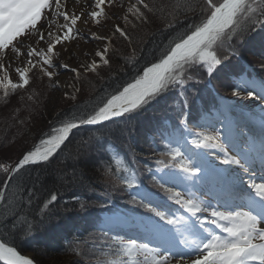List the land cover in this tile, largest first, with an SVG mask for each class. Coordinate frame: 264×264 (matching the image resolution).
Returning <instances> with one entry per match:
<instances>
[{
	"label": "snow or ice",
	"instance_id": "obj_1",
	"mask_svg": "<svg viewBox=\"0 0 264 264\" xmlns=\"http://www.w3.org/2000/svg\"><path fill=\"white\" fill-rule=\"evenodd\" d=\"M109 9H116L111 12L113 17L125 22L133 17L141 24H147L148 14L154 13V5L146 0H130L127 5H117L116 0H88L86 6L80 5L78 9L71 8L69 0H0L3 97L8 98L10 90L11 93L26 90L36 75L54 81L59 88L56 69L68 70L79 78L78 68L61 63L60 58L68 49L67 42L81 36L78 25L103 26L101 18L104 22L109 20ZM180 15L185 21L192 17L200 19L198 23H187L162 57L144 67L122 90L118 89L106 102L100 101L91 108L86 106L72 121L54 129L56 135L41 140V145L46 147L25 150L14 167L4 168L8 176L0 180V202L10 207L20 199L15 193L9 199L12 182L25 166L49 161L71 130L82 124L102 125L113 117L141 110L173 87L179 86L183 93L185 82L194 79L198 70L206 71L210 78L214 76L224 60L239 55L233 48L235 40L255 31L258 24L264 25V0H177L166 27L175 30L180 25L177 19ZM113 37L131 40L119 24L112 26L111 36L91 32V39L95 40ZM218 49H223L226 55L221 57ZM109 52L105 45L93 53L90 63L80 67L84 72L99 74L101 64L111 67ZM70 87L76 93L81 91L75 84ZM232 88L234 97L246 95L264 101V79L240 74ZM65 96L77 100L74 94L65 92L61 98ZM187 107L185 98L179 125L162 137L166 143L161 151L157 153L153 149L159 158L155 160L157 167L152 172V182L159 192L145 187L134 174L131 178L123 175L119 167L111 176L104 173L107 182L114 178L133 189V200L139 196L140 207L148 214L142 218V224L149 242L138 244L134 239H114L115 259L108 264H130L133 256L137 259L132 264H264V181L257 183L252 171L257 159L264 166V139L257 147L245 138L243 128L234 131L229 124H225L223 138L214 124H209L211 131L193 130L184 114ZM127 170L124 168L123 172ZM27 191L30 203L32 189ZM57 200L56 191L49 189L43 207L47 209ZM169 202L178 206L176 211L171 210ZM27 223L17 214L8 230L23 231L22 226ZM0 226H5V222H0ZM0 264H33V260L20 255L8 243L0 242Z\"/></svg>",
	"mask_w": 264,
	"mask_h": 264
},
{
	"label": "trees",
	"instance_id": "obj_2",
	"mask_svg": "<svg viewBox=\"0 0 264 264\" xmlns=\"http://www.w3.org/2000/svg\"><path fill=\"white\" fill-rule=\"evenodd\" d=\"M146 2L154 5V13L148 14L149 22L141 24L132 19L125 27L130 41L119 37L110 40L111 67L101 64L99 74L83 72L87 79L79 81L81 91L75 94L77 100L62 103L54 116L34 131L26 134L24 126L18 122L19 110L6 105V99L0 97V180L7 178L4 168L13 167L22 152L42 147L41 140L72 121L86 106L91 108L100 101L106 102L142 73L144 67L157 62L183 33L187 23L199 22L200 17L185 21L180 15L177 17L180 25L175 30L169 29L166 24L171 20L177 0ZM262 45L264 25L258 24L255 31L235 40L233 48L239 55L224 60L211 78L206 71L198 70L194 79L185 82L183 93L179 86L173 87L141 110L102 125L74 129L49 161L25 166L12 182L9 199L14 193L20 199L10 207L0 202V222H5V226H0V239L22 255L31 254L30 259L35 264H108L115 259L114 239L127 240L102 228L104 218L139 215L142 222L148 214L140 207L139 196L133 200V189L114 178L107 182L108 176L119 167L123 175L131 178L134 174L145 187L159 192L152 182V172L157 167L155 160L159 158L153 154V149L157 153L161 151L166 143L162 137L179 125L184 99L188 101L184 109L188 126L199 130L193 124L204 113L211 114L221 98L231 96L232 85L240 74L264 78ZM218 53L221 57L226 55L223 49H218ZM46 79L37 75L30 86L22 90L31 93L29 105L35 115H40L48 98L50 84ZM6 107L9 109L5 110ZM161 124L163 127H159ZM124 168L128 169L126 173ZM29 188L32 189L30 203ZM49 189L56 191L58 200L45 209L42 201ZM160 196L163 198L164 194L161 192ZM17 214L28 223L23 224V231H9L8 226Z\"/></svg>",
	"mask_w": 264,
	"mask_h": 264
},
{
	"label": "rangeland",
	"instance_id": "obj_3",
	"mask_svg": "<svg viewBox=\"0 0 264 264\" xmlns=\"http://www.w3.org/2000/svg\"><path fill=\"white\" fill-rule=\"evenodd\" d=\"M87 2L88 0H84L85 6L87 5ZM129 2L130 0H116L117 5H120L121 3L127 5V3ZM131 2H134V0H131ZM86 10H90V9L86 8ZM113 11H116V9H109V20L107 22H104L103 18H101L103 26L93 24L91 28L98 31V33H101V34L107 33L109 36H111L113 25L119 24L121 27L125 28L131 22V20L134 19L133 17H129V20L125 22L122 19H118L117 17L111 16V12ZM110 42H111L110 40L100 41V40L91 39L90 35L86 33H82V32H81V36L77 37L73 41L67 42L68 49L67 51L64 52L63 56L60 58V62L61 63L67 62L68 64L72 66H76L78 70L81 72V75L79 76V78H76L75 73H72L65 69H56L55 71H57L59 75L55 77V80L60 82L59 88L56 87V84L54 83V81H50V80L47 81L50 84V87L48 90V96H47L48 98H47L46 104L44 105V108L39 112L40 115H35L36 113L32 110V108H30L29 95L31 93L30 92L28 93V91H24V92H22V90H19L17 92L15 91V93H11V95L8 98H5L6 105L10 107H14V109L19 110V121L18 122H20L21 126H24L26 134L34 131L39 126H41L45 120L53 117L54 114L57 112L58 108L62 105V103H66L69 100H71V99H68V97L66 96L63 98L61 97L63 96V93L65 92L75 95L76 92L73 91L70 85L75 84L76 87L80 88V85H79L80 79L82 81L87 79V76L82 74L84 71L80 67V65H82L83 63H90L93 59V53L96 50L103 48L105 45L109 47ZM69 52L71 53V55H69ZM97 61L99 63V58H97ZM84 73H89V72H84ZM36 76L34 78H31V80L35 79ZM258 78H261V77H258ZM46 80H48V78ZM0 97L4 98L2 92H0ZM234 98L235 97L231 95L230 97L225 99V101L222 100L220 104H218L216 107L213 108L212 113H211V115L215 114L216 118L218 117L221 118V116H223L222 119L223 120L225 119V121H223L221 125H215L213 122L210 123V124H214V127L220 131L222 138H223V133L225 132V124L233 125L232 129L235 131V129H237L236 128L237 124H239L238 121L243 120V119L245 120L247 118L246 114L248 113H251L249 115L253 116V118L256 119V121L254 122L258 124L257 126L258 128H264V120L257 115L254 117V114L252 111L246 110L248 111V112H245L246 114L245 113L243 114L237 111L239 108L246 107V106L244 105L235 106L233 104ZM226 100H228V102ZM256 101L259 102V104H261L262 106H264V101H261L259 99H257ZM6 109H9V107H6L5 110ZM208 117L209 116H207V114L204 113L201 116V118L198 119L199 121L194 123L193 125L198 126L199 130L203 128L207 131H211L212 129L208 124L206 125L202 124V122L204 121L206 123H209L208 121H206ZM56 134H57L56 132L53 133V135H56ZM51 136L46 137L43 140L49 139ZM260 136L264 137V132H262ZM249 139H253V136L250 135ZM16 143L17 142H15V144ZM15 144L13 145L14 148H15ZM44 146L46 145H43L42 147ZM169 204L171 205V210L176 211L178 206L171 204V202H169ZM161 210H165V209H161ZM107 220L108 222L118 223V226L121 227L120 230L118 229L119 232L116 234L117 236L124 237L126 240L134 239L137 241L138 244L149 242L145 235V228L141 222V217L139 215L128 216V217L122 216V215H112V216L106 217L105 221ZM141 232H143L144 235ZM25 255H27V257L30 258L31 254H25ZM136 259H137L136 256L131 257L130 264H132V261H135ZM140 259H142V257H140Z\"/></svg>",
	"mask_w": 264,
	"mask_h": 264
},
{
	"label": "bare ground",
	"instance_id": "obj_4",
	"mask_svg": "<svg viewBox=\"0 0 264 264\" xmlns=\"http://www.w3.org/2000/svg\"><path fill=\"white\" fill-rule=\"evenodd\" d=\"M80 5H84V0H79V3H77V0H69V6L71 8H79ZM78 27L80 28V32L82 33H86L88 35L91 36V32L92 31H96L95 29L91 28V27H86L85 25H78ZM264 79V78H263ZM230 97V96H229ZM228 98V97H227ZM226 98V99H227ZM257 99L254 98H250L247 97L246 95H242L239 97H235L233 100V104L239 105V106H246V107H241L239 108L237 111H239L240 113H245L248 112L246 110H250L253 112L254 117L257 115L259 117H261L264 120V106H262L261 104H259V102L256 101ZM225 101V99L223 100ZM228 102V100H226ZM239 103V104H238ZM238 112V113H239ZM246 114V113H245ZM251 113L246 114L247 118L244 120H239L237 124V129L238 128H243L244 133H245V138L248 140L249 143H254L257 147L259 146V143L262 139H264L263 136H260L262 132H264V128H258V124L254 121H256V119L253 118V116L249 115ZM207 116H209L206 121H208V125L213 122L215 125H221L223 123V121H225V119L223 120L221 116V118H216L215 114L211 115L208 114ZM205 122V121H204ZM204 122H202V124H204ZM206 124V122H205ZM231 127H233V125L229 124ZM263 129V130H262ZM236 130V129H235ZM261 132V133H259ZM250 135L253 136V139H249ZM256 138V139H254ZM252 171L254 173V179L257 183L264 181V166H261L259 159H257L256 164L253 166ZM245 179H247V177H245ZM114 221V220H113ZM105 221V223L102 225V228L111 230L113 234H117L120 230L121 227L118 226V223H113V222H108ZM119 228H118V227Z\"/></svg>",
	"mask_w": 264,
	"mask_h": 264
},
{
	"label": "water",
	"instance_id": "obj_5",
	"mask_svg": "<svg viewBox=\"0 0 264 264\" xmlns=\"http://www.w3.org/2000/svg\"><path fill=\"white\" fill-rule=\"evenodd\" d=\"M113 118H115V117H113ZM105 122H106V121H105ZM80 126H93V125L82 124V125H80ZM80 126H79V127H80ZM73 130H74V129H73ZM73 130H71V132H72ZM71 132H70V133H71ZM69 135H70V134H69ZM44 147H46V146H44ZM42 148H43V147H42ZM16 163H17V162H16ZM0 242H3V241L0 239ZM19 254H20V253H19ZM20 255H22V254H20ZM22 256L28 258L27 255H22ZM28 259H30V258H28ZM33 264H35V263L33 262Z\"/></svg>",
	"mask_w": 264,
	"mask_h": 264
}]
</instances>
